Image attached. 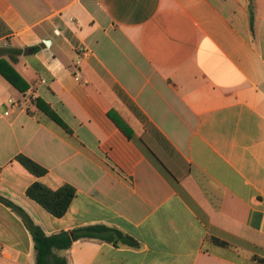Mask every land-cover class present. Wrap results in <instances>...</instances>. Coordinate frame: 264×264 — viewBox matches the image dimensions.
<instances>
[{
    "label": "crops",
    "instance_id": "0c3cea01",
    "mask_svg": "<svg viewBox=\"0 0 264 264\" xmlns=\"http://www.w3.org/2000/svg\"><path fill=\"white\" fill-rule=\"evenodd\" d=\"M0 59L30 87L0 74V195L48 235L138 243L81 239L57 252L68 264H261L264 0H0ZM32 95L70 130L26 109ZM35 182L75 189L63 217L26 195ZM0 264H35L1 202Z\"/></svg>",
    "mask_w": 264,
    "mask_h": 264
},
{
    "label": "trees",
    "instance_id": "16d2710c",
    "mask_svg": "<svg viewBox=\"0 0 264 264\" xmlns=\"http://www.w3.org/2000/svg\"><path fill=\"white\" fill-rule=\"evenodd\" d=\"M16 54L20 55L21 51L17 50ZM9 58L12 62L17 61V58L13 56H9ZM0 74L18 91L26 92L30 89L29 84L4 59H0ZM35 104L40 111L47 114L60 126L67 131L70 130L56 111L44 100L37 98ZM16 160L37 177H42L48 172L45 168L24 155H18ZM75 194L76 191L71 185L65 184L57 190H52L40 182L33 183L26 191V195L31 200L38 203L55 217H63L67 213ZM0 202L16 212L29 230L34 242L35 264H68L67 258L58 255L57 252L70 249L75 241L81 239L96 238L114 243L115 245L123 244L130 247H138L136 241L121 231L100 226L83 227L74 230L72 233L62 231L57 234L48 235L22 207L1 195ZM213 240L218 244L227 246L224 242ZM253 260L264 264V259L262 258L253 257Z\"/></svg>",
    "mask_w": 264,
    "mask_h": 264
},
{
    "label": "built area",
    "instance_id": "2783aa9c",
    "mask_svg": "<svg viewBox=\"0 0 264 264\" xmlns=\"http://www.w3.org/2000/svg\"><path fill=\"white\" fill-rule=\"evenodd\" d=\"M77 80H78V78H77ZM37 99H36V96H34V95H32L31 97H29L27 100H26V102L25 103H23L24 104V106L26 107V109L28 108V106L31 104V102H33V101H36ZM27 102H28V104H27ZM8 109H9V111L10 110H12V109H14V108H19V107H21V103L19 102V101H16V100H14V99H8ZM9 114V112H6L5 113V115H8Z\"/></svg>",
    "mask_w": 264,
    "mask_h": 264
}]
</instances>
